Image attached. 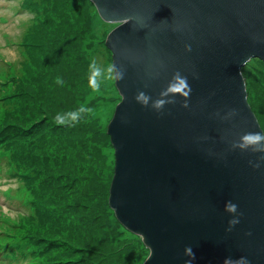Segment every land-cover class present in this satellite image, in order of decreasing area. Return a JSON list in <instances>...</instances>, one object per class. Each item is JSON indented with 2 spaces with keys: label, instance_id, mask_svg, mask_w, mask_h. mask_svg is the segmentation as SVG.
Returning a JSON list of instances; mask_svg holds the SVG:
<instances>
[{
  "label": "water",
  "instance_id": "obj_1",
  "mask_svg": "<svg viewBox=\"0 0 264 264\" xmlns=\"http://www.w3.org/2000/svg\"><path fill=\"white\" fill-rule=\"evenodd\" d=\"M90 1L102 21L117 23L106 41L124 71L107 126L108 201L148 248L143 264H185L186 246L192 264H264V161L232 147L245 132H264L241 71L250 57L264 62V0ZM176 72L191 87L188 107L179 95L161 112L136 101L140 91L157 98ZM227 201L242 213L231 231Z\"/></svg>",
  "mask_w": 264,
  "mask_h": 264
},
{
  "label": "rangeland",
  "instance_id": "obj_2",
  "mask_svg": "<svg viewBox=\"0 0 264 264\" xmlns=\"http://www.w3.org/2000/svg\"><path fill=\"white\" fill-rule=\"evenodd\" d=\"M116 25L102 21L90 0H0V80L9 76L6 92L13 101L12 116L0 115V128L7 122L21 132L13 147L20 142L32 174L23 182L4 176L7 164L0 160V217L9 236L1 244L13 250L0 256V264H27L33 252L37 264H143L148 257L142 238L122 228L108 201L115 165L107 126L121 95L115 81L103 82L98 93L88 82L93 59L102 68L113 64L106 41ZM73 68L83 75L72 71L70 78ZM40 71L41 81H34ZM241 71L247 101L264 128V62L250 57ZM32 85L41 89V99L54 87L74 99L64 110L61 100L33 103L26 94ZM72 102L91 111L74 124L55 123ZM40 119L46 127L41 139L31 132ZM29 232L42 253L30 244ZM137 238L141 244H132Z\"/></svg>",
  "mask_w": 264,
  "mask_h": 264
},
{
  "label": "clouds",
  "instance_id": "obj_3",
  "mask_svg": "<svg viewBox=\"0 0 264 264\" xmlns=\"http://www.w3.org/2000/svg\"><path fill=\"white\" fill-rule=\"evenodd\" d=\"M132 17H128V20H131ZM187 50H191L189 45H186ZM89 87L93 92H99L101 90V84L105 81H119L124 78V71L122 69H118L115 62L107 66V68L100 67L96 60L93 59L89 64ZM56 83L63 84V80L59 77L56 79ZM191 93V87L188 83L187 77L183 76L180 72H176L172 79L168 82L165 88L161 90L158 97L153 99L151 96L146 94L143 91H140L135 96V99L138 103H140L144 107H151L157 112H161L165 105L167 104H175L177 102V95L184 97L185 99L181 102L183 107H188V98ZM87 111H91L90 109H85L81 107L75 112L67 114L69 119H65L61 116H57L54 118L55 123L57 124H74L79 122L80 117ZM238 112L236 109H231L227 113L229 117H233L237 115ZM234 149H240L241 151H249L251 153H260L261 155L258 157V161H264V132H256L250 131L243 133L237 141H235L232 145ZM249 163L253 168H259L260 163H253L251 160ZM225 211L228 213L236 214L232 219L229 220V228L227 231H231L232 226L239 223L238 216L242 215V213H238V206L231 201H227L225 203ZM250 234V233H249ZM185 255L190 257V259L185 261V264H192V261L195 259V253L193 252L191 246L185 247ZM223 264H248L247 260L244 257L233 260L231 258H225Z\"/></svg>",
  "mask_w": 264,
  "mask_h": 264
},
{
  "label": "trees",
  "instance_id": "obj_4",
  "mask_svg": "<svg viewBox=\"0 0 264 264\" xmlns=\"http://www.w3.org/2000/svg\"><path fill=\"white\" fill-rule=\"evenodd\" d=\"M67 56L71 57L69 55H67ZM64 62L66 63V61H64ZM8 64H10V63L8 62ZM8 64H6V66L3 67V68L9 69V65ZM66 64L71 65L69 63H66ZM67 71L69 72V73H67V75L70 78H72L73 75H74V73H71L72 71L73 72L74 71H78L80 74L83 75V71H81V69H79V68H76L75 70H74V68L73 69H68ZM8 77L4 81L0 80V115H5L7 117L8 116H12L9 113H11V111L13 110V101L10 100L11 99L10 94L6 92V86L9 83V78ZM35 80H40L41 81V71L36 75L34 81ZM10 82H13V81H10ZM32 86L28 89V92L26 94H27V97L33 103L40 102L41 100H42V102H45L46 100H48V102H50L52 104V106H53V105H56L57 101L61 100V101H63V104H64V105H62L63 106V110H64V109L68 108L69 103L71 102V100L74 99L68 92H65L63 90H59V89H57L55 87L54 88H49L51 90V92H50V94H48L49 97H47V99H45L44 97L41 99V89H36L34 86L33 87ZM71 104H72V105H70L71 110L66 112L65 114L62 113V117H64L65 119H69L70 120V117H68L67 114L75 112L76 110L79 109V105H77V106L75 105L74 106L73 102ZM73 106H74L75 109H73ZM36 107L40 108V106H36ZM59 108L60 107L58 106V109ZM15 110H14V112H15ZM19 110L23 111L22 107L21 108L19 107ZM46 120L48 121L47 118H46ZM6 121L7 120H3L1 122V125H3ZM43 122H45V121H43ZM48 124L50 125L49 122H48ZM31 128H32L31 132L34 135L37 134L39 136V139H41V136H44L46 134V127L41 126V119L38 120L36 122L35 126L31 127ZM15 131H18V128L15 127V125L14 126L11 125V123L7 124V122L5 123V125L2 128H0V160L6 162V164H7L6 165L7 167L4 169L3 175L5 176V173H6L7 175H10L14 180L20 181V182L30 181L28 175H32V174L27 171L28 167L24 163V161L28 160V159L24 158L22 156V154H21L20 142L17 144L16 147H13V143H14L13 136L14 135L18 136L19 134H21L20 131L19 132H15ZM24 135H26V134H24ZM50 137L52 138L51 134H50ZM23 140H20V141L25 142L26 145L27 144H36L33 141L28 143L25 139H23ZM39 154H40V152H38L36 156L32 155V160H34L33 157L36 158V157H38ZM27 195L31 196V194H28V193H27ZM25 199L27 200V196L25 197ZM30 205L32 206L33 209L35 207V211H36V203L35 202L34 203L31 202ZM37 215H39V213H37ZM36 216H30V217L25 216L24 219L25 218H29V219L34 218L35 223H38L39 220L35 218ZM80 220L81 221H85V218L81 217ZM119 224L122 226V228L126 229L121 223H119ZM11 228H15V227H11ZM130 233H132V232H130ZM6 237H9L8 236V232L5 230V228L2 227L0 229V239L1 238H6ZM28 238L30 240V244L35 246L37 248V251L39 249H41V253H42L43 249H42V246L39 245L38 237H36V236L33 237L30 234V232H29ZM136 240L139 241V242L137 243L135 241H132L131 243L132 244H141V241L138 238ZM142 245H143V242H142ZM138 246H140V245H138ZM38 255L39 254L35 253V252L30 253L29 254L30 258H29L27 264H37Z\"/></svg>",
  "mask_w": 264,
  "mask_h": 264
}]
</instances>
